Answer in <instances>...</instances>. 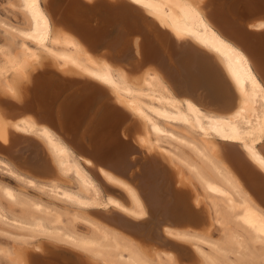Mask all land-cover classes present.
<instances>
[{
	"label": "bare ground",
	"instance_id": "bare-ground-1",
	"mask_svg": "<svg viewBox=\"0 0 264 264\" xmlns=\"http://www.w3.org/2000/svg\"><path fill=\"white\" fill-rule=\"evenodd\" d=\"M9 6L0 168L62 207L0 183V264H261L264 0Z\"/></svg>",
	"mask_w": 264,
	"mask_h": 264
},
{
	"label": "rangeland",
	"instance_id": "rangeland-1",
	"mask_svg": "<svg viewBox=\"0 0 264 264\" xmlns=\"http://www.w3.org/2000/svg\"><path fill=\"white\" fill-rule=\"evenodd\" d=\"M9 1H11V0H0V22H4L6 24H11V25L21 24L22 19H21L20 15L16 11H14L10 8ZM0 42L1 43L4 42V37L2 36L1 31H0ZM181 151L185 157L189 158L190 160H194L191 153L187 149L181 148ZM0 183L6 184V185H8L14 189L17 187L15 190H17L19 193L24 194L25 196H27L31 199H35V200H41L42 199L41 201L49 207L52 204H56L57 206L62 207V205L59 202L52 201L51 199L42 195L39 191H37L31 187H25L23 184L19 183L13 175H11L10 173H8L7 171H5L3 169L1 170V168H0ZM194 187H195L196 191L197 190L199 191V188L196 184L194 185ZM22 188H24V189H22ZM18 189H20V190H18ZM0 204H1L2 208L4 209V211L6 212V214L8 215L7 218L11 219L13 217H22L23 216V209L19 205L10 204L1 197H0ZM67 220H68L67 217H65V216L62 217L63 224H66ZM80 229L85 231L84 227H82V226H80ZM0 232H6L9 234H20V233H22L21 231H18L17 229L13 228L12 226H8V225L3 224V223H0ZM213 232H212L213 234H211V238L217 239L218 238V232H217L216 228L213 229ZM39 239L40 238L38 237L36 240L38 241ZM7 241L8 240L5 237L0 236V242L1 243L2 242L5 243ZM255 248L257 250V253H259L261 251V247L259 245H256ZM213 255L215 256V259L218 262H220L221 264H239V256L232 251L226 252L225 256H223V257H221V255H216L214 253H213ZM261 264H264V260L261 262Z\"/></svg>",
	"mask_w": 264,
	"mask_h": 264
},
{
	"label": "snow or ice",
	"instance_id": "snow-or-ice-1",
	"mask_svg": "<svg viewBox=\"0 0 264 264\" xmlns=\"http://www.w3.org/2000/svg\"><path fill=\"white\" fill-rule=\"evenodd\" d=\"M111 179V178H110Z\"/></svg>",
	"mask_w": 264,
	"mask_h": 264
}]
</instances>
